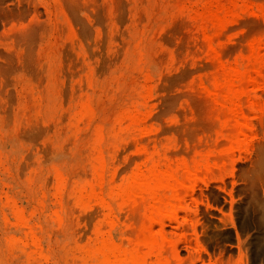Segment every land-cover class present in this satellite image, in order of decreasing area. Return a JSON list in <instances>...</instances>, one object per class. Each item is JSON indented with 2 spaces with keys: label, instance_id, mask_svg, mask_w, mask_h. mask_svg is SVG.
<instances>
[{
  "label": "rangeland",
  "instance_id": "obj_1",
  "mask_svg": "<svg viewBox=\"0 0 264 264\" xmlns=\"http://www.w3.org/2000/svg\"><path fill=\"white\" fill-rule=\"evenodd\" d=\"M0 264H264V0H0Z\"/></svg>",
  "mask_w": 264,
  "mask_h": 264
}]
</instances>
